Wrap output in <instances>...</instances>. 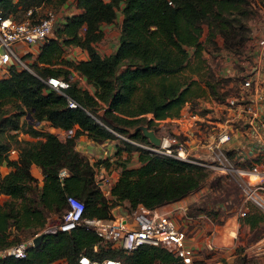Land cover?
Returning <instances> with one entry per match:
<instances>
[{
  "label": "trees",
  "instance_id": "1",
  "mask_svg": "<svg viewBox=\"0 0 264 264\" xmlns=\"http://www.w3.org/2000/svg\"><path fill=\"white\" fill-rule=\"evenodd\" d=\"M52 0H0V13L15 20L36 19L43 7ZM63 0H57V4ZM77 12L65 15L53 27V36L39 46L30 67L10 64L0 75V245L20 239L19 230L38 231L46 216L64 205L66 193L85 202L84 215L98 218L113 217L112 208L127 200L130 208L141 204L154 208L174 201L199 187L209 171L198 163L173 155L158 153L141 145L123 141L116 153L123 150L137 153L139 163L129 166L118 157L120 167L107 196L95 181L96 164L75 148V137L86 133L96 141L114 139L116 135L106 126L126 131L146 118L151 127L154 118L177 115L186 100L204 95L206 86L214 84L205 76V47L200 40L203 24L208 26L207 39L216 34L224 38V47L239 52L249 9L245 0H75ZM118 9V10H117ZM29 11V13H28ZM121 12L117 45L109 53H100L95 43L103 37L101 25L113 22ZM248 37V36H247ZM85 48L88 58L69 59L64 56L67 46ZM71 69L84 75L94 91L78 87L73 82L64 93L44 81L47 74L69 78ZM68 97L79 105H68ZM8 102L16 106L4 109ZM102 108V110H100ZM30 113V114H28ZM46 121L54 127L69 129L73 134L60 138L54 131L38 128ZM19 132L32 139L20 138ZM129 136L149 143L137 130ZM15 143L16 158L8 156ZM132 149V150H131ZM99 162V163H98ZM35 163L43 172L39 185L30 166ZM67 174L59 175L61 168ZM224 177L212 178V185H227L218 200L238 192V187ZM220 182V183H219ZM223 182V183H222ZM219 183V184H218ZM262 213L253 207L246 210L243 220L251 226L258 224ZM96 233L78 225L70 230L44 233L37 245H31L24 257H5L0 264H52L63 258L67 264H80L78 257L116 256L123 264H186L180 256L162 245L143 243L130 251L117 250L104 243L93 250ZM110 249L112 252L110 253ZM118 258V257H117Z\"/></svg>",
  "mask_w": 264,
  "mask_h": 264
},
{
  "label": "built area",
  "instance_id": "2",
  "mask_svg": "<svg viewBox=\"0 0 264 264\" xmlns=\"http://www.w3.org/2000/svg\"><path fill=\"white\" fill-rule=\"evenodd\" d=\"M64 16L60 11L47 10L36 19L26 17L15 20L10 15L4 16L0 13V68L3 70L2 73L8 70L7 66L10 64L32 71L30 64L22 56L24 52L19 50L16 43H41L53 30L54 25L63 21ZM250 52L251 55L260 57L264 55V35L257 38L255 47ZM76 58L79 59L71 54L69 59L75 60ZM258 64L261 63L254 62L247 74L242 76L241 80L237 79L236 91L227 93L221 100L216 102L211 100L212 104L204 102L207 103L205 107L202 106V96L205 94L196 97L201 108L211 112L215 111L214 118L208 112L190 108L188 106L190 100H186L182 105L187 107L186 110H179L177 115L154 118V123L158 126H162L166 121L172 122L173 125L169 135L155 130L161 136L160 145L137 141L131 136L122 135L118 130L106 124L105 126L116 136L128 142L203 165L209 171L211 179L217 176L234 180L240 186L243 200H251L259 207L264 223V113L261 114L256 105L259 100L264 99V80L257 73L261 69ZM72 70L74 69H71L69 78L47 74L43 79L47 85L64 93V89L77 80ZM219 71L223 76L232 74L221 68ZM68 105L75 107L79 103L68 97ZM36 124L40 123L37 121ZM62 131L54 132L57 134ZM107 152V147H104L103 157L108 159L109 163L110 161L114 163L113 155ZM17 155L16 148L11 147L8 150L10 158H16ZM105 166L102 164L95 166V181L101 190L111 189L113 182L112 169ZM66 172V168L63 167L59 170V175L62 176ZM104 194L109 196L110 192ZM139 207H129V215H113L111 218L85 216L84 200L75 194L66 193L64 205L47 215L44 224L33 236L40 232L54 233L82 225L92 229L98 237L93 244V250H97L100 243L125 251L133 250L140 244L149 243L168 248L188 264L193 254V244L188 242L187 226L179 225L171 215V211L179 205L162 210L155 207L146 208L141 204ZM246 210L245 207H240L239 214H245ZM205 216L209 218L206 214ZM33 236L0 245V259L9 256H26L28 248L33 245ZM254 247L258 253H264V234L254 244ZM78 262L80 264H123L117 257L98 258L84 253L79 255ZM52 264H67V262L59 258Z\"/></svg>",
  "mask_w": 264,
  "mask_h": 264
},
{
  "label": "rangeland",
  "instance_id": "3",
  "mask_svg": "<svg viewBox=\"0 0 264 264\" xmlns=\"http://www.w3.org/2000/svg\"><path fill=\"white\" fill-rule=\"evenodd\" d=\"M56 1L57 0H52V2H48L43 7H38L37 14H44L47 10L58 12L61 3L57 4ZM245 1L249 9L247 18L248 20L246 21V30L244 33V38L247 39H245L244 44L240 47L239 52H233L232 50L230 51L225 49L223 45L224 38L221 34H216V37L214 36L212 39H207L208 26L206 23L203 24L200 40L205 47V50L203 51V53L205 52V55H203L206 60H208L209 67H211L210 64L213 67L220 66L224 58V54L229 53L231 57L234 58L231 63L232 68L235 69L236 73H232L228 76H220L215 75L214 72L210 70L209 73L205 72V76H207V78L214 84L215 87L213 91L208 87L206 88L208 93L207 95L203 96L202 106L207 107V103L204 102L212 104L211 100L216 102L221 100L227 93L235 92L236 80H241L242 76L247 74L250 66L254 65V60L249 52L255 47V42L252 43L249 41V39L252 38L253 34H256V36L257 33L264 34V0ZM53 35L54 33L52 30L48 37ZM33 50H36V48L33 47V49H29L25 54L22 55L28 64L32 63L34 57L37 55L38 50L35 51V53ZM7 68L9 69V66H7ZM188 106L201 112H208L212 118L215 117V111L212 110L211 112L207 111L208 109L201 108L202 106H200V102L197 101V99L190 100ZM14 107L16 106L13 104V102H8L5 106H2V108L9 109V111ZM147 118L148 117L146 116L142 122L147 123ZM150 124L152 128L165 135H169L171 133V128L173 126L172 122L170 121H166L162 126H158V124L154 122ZM37 127L41 129H47L46 125L43 123ZM125 130L126 131H118L122 135L129 137V127L125 126ZM8 133L9 131L7 132L4 130L1 133L0 138L4 139ZM69 133H72V131L65 129L63 132H57V135L63 139L65 136L69 135ZM197 134L199 135L198 132ZM19 137L28 139L34 138L27 133L21 132H19ZM136 140L143 142L139 139ZM123 141H125V139L120 136H116L113 141H110L112 143L113 152H116L118 145L125 147V143H123ZM11 145L17 149L15 143H12ZM133 152L134 150H132L130 154H127L126 150L124 151V155H126L125 160L127 162H134L135 158ZM97 161H99V159L95 160V162ZM114 163H116V160ZM1 172H5L4 167L1 169ZM216 177L217 176H214V178ZM210 179L211 177L208 176L204 182L199 187H197V189H195L197 192H199V190L203 191L204 195L199 203L192 204L193 206H191V210L193 212L203 213L204 215H195L197 226L193 227L194 225H189L187 228V239L189 238L193 244V254L188 264H264V253H258L254 247V244L264 234L263 220L261 219L258 224L251 226L248 222L243 220L245 214H239L240 207H245L248 210L249 207H253L254 205L256 209L260 211L259 207L256 206L251 200H243V195L241 194V190L239 188L240 186L237 185L234 180L231 181H233L238 187V192L233 193L231 199L229 196L227 199H223L221 201L218 200V197L224 194L225 189H227V185H212ZM224 179L228 180L229 178ZM3 199H5V196H0V200ZM218 202L222 203L224 206L222 207L217 205ZM136 207L140 208L139 205ZM205 214H207L209 218H206ZM32 232L33 231L30 229H22L19 230L18 233L20 239H26L30 236H33ZM111 252L112 249H110V253ZM115 257L121 259L117 251Z\"/></svg>",
  "mask_w": 264,
  "mask_h": 264
},
{
  "label": "crops",
  "instance_id": "4",
  "mask_svg": "<svg viewBox=\"0 0 264 264\" xmlns=\"http://www.w3.org/2000/svg\"><path fill=\"white\" fill-rule=\"evenodd\" d=\"M78 10H79V8L76 6L75 0L62 1L61 6L59 8L60 13H62L63 15H68V14L77 12ZM120 24H121V12L118 11L117 17L113 22L103 23L101 25V28L103 30V37L101 38V40H99L95 43V47L100 53H109L115 48V46L117 45ZM263 35H264L263 33H257V36H256V34L255 35L253 34L252 38H250L249 41L252 43L256 42L257 38L259 36H263ZM16 45L19 48V50L22 52H26L29 49H33V47H34V48H36V50H33L35 53V51H37V50L39 51L40 43H36V45H35V44H27V43H23V42H18V43H16ZM222 48H223V46H222ZM249 53H251V52H249ZM71 54H73L75 57H78L79 59L88 58L87 50L85 48L78 46V45H70V46L66 47L65 52H64V56L67 58H70ZM203 54L205 55V52ZM251 56H252L254 62L258 61L259 63H261V64H258L261 66V69L257 73H259L260 78L264 80V55L260 57L258 55L253 54ZM233 59L234 58H232L229 53H226V54H224V58L220 64V66L213 67L210 64L211 67H209L208 60H206V63H207L206 68H208L209 70L214 72L215 75H220V76H223L221 74V72L219 71L220 68L222 70H228V72L230 71L232 73H236L235 69L232 68L231 61ZM75 60H77V58ZM2 71L3 70H1V74H2ZM72 72H73L72 74H74V77H77V80H76L77 84L76 85L78 87L87 88L90 92L94 91V86L86 80L84 75L80 74L75 69L72 70ZM237 82H238V80H236V85H237ZM206 88H207V86H206ZM207 93H208V90L205 91V95H207ZM195 99H197V98H195ZM256 105H257L258 111L261 114H263L264 113V99L259 100L256 103ZM180 110H186V106H182L180 108ZM146 116H148V117L151 116V113H146ZM44 125H46V128L50 131H62V130L65 131V129H60L58 127H54V126L50 125L48 123V121H46L44 123ZM76 128H77L76 125L73 126L71 128V130H69V131H72V133H69V135L73 134ZM111 140L113 141L114 139L106 138L102 141H96V140H93L91 137H89L86 133H80L78 136L75 137V148L78 149L80 152L84 153L88 157L89 161L92 163H94V161L96 159L107 160L108 164L106 166H108L107 167L108 169H112V175H114L113 176V181H114L117 177V174H118L120 167L117 165V162L112 163V161H110V165H109V160L103 157L104 156L103 148L107 147V151H108L107 153L109 155L110 154L113 155L114 161L117 160L118 157L124 158L125 157V155H124L125 150L122 151L120 156L118 155V153L113 152L112 143L110 142ZM103 142H105L106 144H104ZM133 154H134L135 160L133 163L127 162V164L129 166H136L139 163V160L137 158V153H135V150H134ZM101 164H104V166H105L104 162L99 163V165H101ZM3 167L5 168V171H7L9 169V166H7L6 164H1L0 170ZM30 170H31L32 174L35 177H37L39 185H41L43 183V172L41 170V167L35 163H32L30 166ZM66 174H67V172H66ZM110 188H111V186H110ZM102 190H104V189H102ZM103 192L108 194V192H110V189L109 190L105 189ZM203 195H204L203 191L199 190V192H197V190L194 189L179 199H176L174 201H170L167 203H163L159 206H156L155 208L162 210V209H166L167 207L179 205V207H177L176 209L171 211V215L176 220V222L179 225H182L184 227L187 226V228L189 227V225H191V223H194L192 225H194L193 227H196L197 226L196 220L193 219V217L195 215H200V212H193L191 210V206H193L192 205L193 203H196V204L199 203L202 200ZM0 196H5V198L8 197V195L4 194V193L0 194ZM109 196H110V194H109ZM230 199H231V197H230ZM0 201H2V200H0ZM119 204H122V205H119ZM128 205H129V203L127 200H123L121 203L116 204L112 208L113 215L114 216L129 215L130 209H129ZM217 205L222 206V207L224 206L220 202H218ZM191 231H193V230H191ZM188 242L191 243L189 238H188Z\"/></svg>",
  "mask_w": 264,
  "mask_h": 264
},
{
  "label": "water",
  "instance_id": "5",
  "mask_svg": "<svg viewBox=\"0 0 264 264\" xmlns=\"http://www.w3.org/2000/svg\"><path fill=\"white\" fill-rule=\"evenodd\" d=\"M30 114V113H28ZM130 132H135L139 130L144 137L148 139V141L154 145H160L161 143V136H159L156 132L155 129L150 127L147 123H138L134 126H128ZM44 233L40 232L37 233L32 237V243L33 245H37L41 238L43 237Z\"/></svg>",
  "mask_w": 264,
  "mask_h": 264
},
{
  "label": "clouds",
  "instance_id": "6",
  "mask_svg": "<svg viewBox=\"0 0 264 264\" xmlns=\"http://www.w3.org/2000/svg\"><path fill=\"white\" fill-rule=\"evenodd\" d=\"M26 52H24V54H25ZM156 132V131H155ZM15 148V147H14ZM12 159H14V158H12Z\"/></svg>",
  "mask_w": 264,
  "mask_h": 264
}]
</instances>
